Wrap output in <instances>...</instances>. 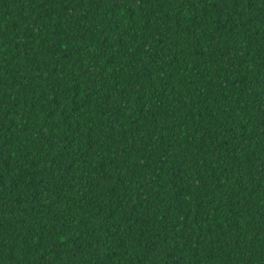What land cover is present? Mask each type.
Wrapping results in <instances>:
<instances>
[{
  "label": "trees",
  "instance_id": "16d2710c",
  "mask_svg": "<svg viewBox=\"0 0 264 264\" xmlns=\"http://www.w3.org/2000/svg\"><path fill=\"white\" fill-rule=\"evenodd\" d=\"M0 264H264V0H0Z\"/></svg>",
  "mask_w": 264,
  "mask_h": 264
}]
</instances>
